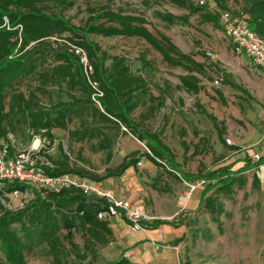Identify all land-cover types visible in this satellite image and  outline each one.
<instances>
[{"label":"trees","instance_id":"16d2710c","mask_svg":"<svg viewBox=\"0 0 264 264\" xmlns=\"http://www.w3.org/2000/svg\"><path fill=\"white\" fill-rule=\"evenodd\" d=\"M75 1L0 0V145H11L9 135L15 138L22 134L29 140L34 137L46 140V150H49L54 141L51 131L60 129L66 132L68 142L90 143L91 152L103 151L107 154L106 160L110 161L113 141L109 132L114 129L122 135L130 134L144 142L148 153L138 156L139 152L134 151L125 156L118 166L107 168L104 176H90L92 180L119 177L128 168H136L141 157H146L156 167L166 168V157L170 150L162 142L159 133L145 127V121L163 107L171 86L165 83V90L159 89L158 85L149 81V75L155 68L144 55L137 59L141 63L140 73H132L125 57L107 55L90 40V36L143 40L159 53L162 62L168 67L181 68L186 72L178 76L180 84L177 88L194 95L203 89L199 77L208 80L209 65L196 61L192 54L181 52L155 25L142 16L128 14L122 7L89 8V16L81 25H75L61 14L47 13L41 8L43 2H53L61 9H69ZM167 1L187 11L183 16L154 11L153 16L168 26L178 23L187 25L189 17L197 15L202 23L222 29L220 15L229 12L234 17L245 16L250 30L264 40V0H211V7L209 2L199 5L200 0ZM148 5L149 1H144V6ZM74 46L85 51L94 68L92 79L103 91L102 110L90 99L91 91L82 67L71 51ZM49 57L55 63L39 70ZM214 71L222 77L223 85L232 89L240 88L233 80H229L223 69L215 67ZM30 78L38 81V86L25 94L20 91L19 85ZM61 85L66 86L68 100L50 101L44 105L38 93L45 95L48 86L61 88ZM151 86L156 88L158 96L153 95ZM215 92L218 100L225 104L222 92ZM210 98L217 100L216 97ZM196 107L212 123L217 124L216 118L207 113L199 102H196ZM139 108H145V111L136 120L133 113ZM75 119L76 127L70 129ZM48 162L54 166L53 169L45 167L46 173L50 175H84L83 170L71 165L67 153L58 160L48 158ZM169 164L170 173L175 176L180 173L176 164ZM262 166L264 155L256 162L246 159L237 171L226 166L194 176L182 173L179 176L185 182L198 179L208 182L200 194L197 210L204 207L212 220L219 223L218 218L224 213L223 203L217 196L206 197V194L215 189L224 198H229L236 190L246 186V172L258 170ZM259 186L260 180L255 172L251 188L259 191ZM27 188L18 183L8 184L0 189V198L7 200L5 196L12 191L24 192ZM34 194L33 202L17 211L6 209L0 202V264H26L24 251L38 246L46 248L45 252L51 257L52 264H137L123 254L113 260L99 261V249L106 247L114 237L109 222L96 217L105 201L88 198L75 188H64L59 193L41 191ZM169 224L158 221L151 229ZM148 227L146 225L145 229ZM76 233L82 235V247L74 242ZM185 264L190 263L186 261Z\"/></svg>","mask_w":264,"mask_h":264},{"label":"rangeland","instance_id":"374dc122","mask_svg":"<svg viewBox=\"0 0 264 264\" xmlns=\"http://www.w3.org/2000/svg\"><path fill=\"white\" fill-rule=\"evenodd\" d=\"M144 1L146 0H76L69 9H61L53 2H43L41 8L47 13L61 14L75 25H81L89 16V8L122 7L128 14L142 16L155 25L181 52L192 54L197 60L209 65L208 80L200 77L203 89L194 95L177 88V77L184 72L168 67L162 62L159 53L143 40L90 36V40L107 55L125 57L131 71L139 65L137 59L144 55L155 68L149 75V81L162 88L165 80L171 83V97L145 122V127L159 133L162 142L170 150L166 157L167 167H156L146 157H142L136 168L131 167L130 174L125 171L119 177L92 180L90 176H104L107 168L118 166L133 151H138V156L148 153L144 142L129 134L122 135L114 129L109 132L113 141L110 161L106 160L107 154L103 151L91 152L90 143L68 142L66 132L60 147L57 135L53 134L55 139L49 150H46L47 141L40 137L29 140L27 136L19 134L15 137L16 141L10 135L9 138L15 147L16 142L19 144V150L27 151L35 148L34 144L37 145L34 158L38 161L43 156L48 160L67 153L71 165L84 171L81 177L100 183L99 186L104 191H110L115 197L141 207L151 218L149 227L145 230H151L158 221L169 222L168 229L176 236L170 240L158 239L151 243L158 254L166 250L172 251L177 260L176 264H185L186 261L190 264H264V168L246 172V186L236 190L229 198H224L215 189L206 194V197L217 196L223 203L224 213L218 218L219 223L212 220L204 207L199 210L195 208L208 182L199 179L185 182L179 176L180 173L194 176L226 166L237 171L246 159L256 162V155L261 157L264 154V75L248 57L233 53L232 46L229 47V42L224 38L223 29L202 23L197 15L190 16L187 25L178 23L168 26L156 19L153 12L158 10L183 16L187 11L167 0H148V6H144ZM208 1L212 4L210 7L213 6L212 1ZM54 63L50 57L46 58V62L38 69H47ZM215 67L223 69L229 80H233L240 88L232 89L223 85L222 77L214 71ZM216 80L218 84H215ZM37 86L38 81L30 78L23 80L19 89L27 94ZM151 90L154 95H158L154 86H151ZM217 90L222 92L225 104L218 100L215 92ZM46 91L45 95L38 93L44 105H48L50 101L68 100L65 85H61V88L48 86ZM210 97H216L217 100ZM196 102L216 118L217 124L200 112ZM138 114L139 111L136 112V118ZM76 123V119L73 120L69 128L74 129ZM94 142L93 140L92 143ZM169 163L176 164L180 173L176 176L170 173ZM255 172L260 179L259 191L251 188V179ZM26 191L27 195L22 193L18 197L6 195L7 200L0 198V202L11 211L23 209L35 199L34 192H38L32 187H28ZM108 222L111 226L112 223H117V219H110ZM128 233L136 232L129 227ZM74 242L82 247L81 233L75 234ZM117 242L120 243V240L114 234L112 242L99 249V261L113 260L119 255ZM45 250L44 246L25 250L26 264H52L51 257Z\"/></svg>","mask_w":264,"mask_h":264},{"label":"built area","instance_id":"2783aa9c","mask_svg":"<svg viewBox=\"0 0 264 264\" xmlns=\"http://www.w3.org/2000/svg\"><path fill=\"white\" fill-rule=\"evenodd\" d=\"M208 0H200L199 5H204ZM220 24L223 31L229 37L233 53L238 56H246L252 64L260 69H264V40L259 38L247 26L245 16H232L225 12L220 15ZM72 53L82 67L83 75L90 88V99L92 103L102 110L101 98L103 91L99 84L92 79L94 68L89 62L87 54L80 47H72ZM218 84V81H215ZM124 130V129H123ZM227 143H230L227 140ZM37 149L31 148L14 155L10 154V145L2 143L0 145V189L8 184L18 183L26 187L35 188L38 192L59 193L64 188H75L81 191L88 198L101 199L105 201L103 209L97 212L96 217L100 221H108L118 217L128 222L133 232L145 229L151 218L144 210L126 199H118L110 191H104L99 184L92 182L86 177L77 174L50 175L46 173L45 167L53 169L54 166L47 162L39 164L34 156ZM257 159L260 156L256 155ZM27 191H12L9 196L18 197Z\"/></svg>","mask_w":264,"mask_h":264},{"label":"crops","instance_id":"0c3cea01","mask_svg":"<svg viewBox=\"0 0 264 264\" xmlns=\"http://www.w3.org/2000/svg\"><path fill=\"white\" fill-rule=\"evenodd\" d=\"M210 2H211V0H210ZM210 4L211 3H209V5ZM223 34H224V38H226L227 42H229L228 46L230 47L231 42H230L229 37L225 34V32ZM116 56H120V55H116ZM194 59L196 61H198V62H201V61L197 60L195 57H194ZM140 67H141V63H139V65H136L135 66V70L131 71V72L132 73H138L139 72L138 70H140ZM176 69L182 70L181 68H176ZM257 70L264 75V69L257 68ZM185 74H186V72H184V74H180V75H185ZM177 80H178V77H177ZM165 83H168L171 86L170 87V93H171V91L173 90V87H172L171 83L168 80L164 81V87L163 88L158 85L159 89H164L165 90V87H166ZM152 93H153V91H152ZM153 95H154V93H153ZM154 96H156V95H154ZM170 97H171V94H169L168 96H165L164 105H165V102ZM144 110H145V108H139L138 110H136L133 113V117L136 120H139V115H140V113L144 112ZM138 111H139V114H138V116L136 118V112H138ZM51 133L57 135L58 142H59L58 146L60 147V142L61 143L63 142L62 138L65 135V132L60 130V129H53L51 131ZM10 136L12 137V139H15L12 135H10ZM12 139H11V145H10V154L14 155V154L23 152L24 150H19L17 148V147H19V144L17 142H16V146L17 147H15L14 142L12 141ZM15 141H16V139H15ZM37 141L39 142L38 139H37ZM37 141L35 140L36 144H37ZM36 146L37 145L34 144V147H36ZM263 150H264V148H263ZM51 151L53 153V150H51ZM262 155H264V154H262ZM48 156H49V153H48ZM50 156H51V154H50ZM51 158H52V160H58V159H61L62 157L60 156V157H56V158H53V157H51ZM35 159H36V157H35ZM36 161L39 164H45V163L48 162V160H46L45 156H43L41 158V161H38V159ZM262 168H264V166H262ZM130 170H132L131 167L126 170V172H127L126 174H130L129 173ZM98 184L100 185V183H98ZM118 199H123V198H118ZM197 207H198V205L195 207L196 210H197ZM115 219H117V223H112V225L110 227H111L113 233L117 234L118 241L120 240V243L117 242V245L119 246V255L116 258H118L119 256H122V254H123V256L126 257L128 260L132 259L131 262H134V263H137V264H176L177 260H176V257H175V255H174V253L172 251H167L166 250V251H164V253L158 254L157 251H155V249H153V247H152L153 243H151V242H154V240H158V239L159 240H170V238H172L173 236H176V234L174 235V233H171L170 229H168L169 225H159L156 229H151V230L143 229V230H141L139 232H136L134 234H131V233L127 234L129 225L121 217H118V218H115Z\"/></svg>","mask_w":264,"mask_h":264}]
</instances>
